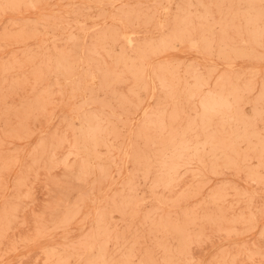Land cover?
Instances as JSON below:
<instances>
[{
	"label": "rangeland",
	"instance_id": "374dc122",
	"mask_svg": "<svg viewBox=\"0 0 264 264\" xmlns=\"http://www.w3.org/2000/svg\"><path fill=\"white\" fill-rule=\"evenodd\" d=\"M0 264H264V0H0Z\"/></svg>",
	"mask_w": 264,
	"mask_h": 264
}]
</instances>
